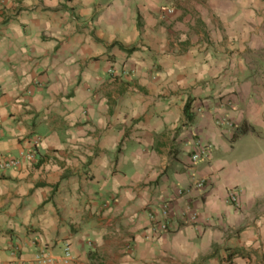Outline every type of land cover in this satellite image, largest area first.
<instances>
[{"label":"crops","instance_id":"obj_1","mask_svg":"<svg viewBox=\"0 0 264 264\" xmlns=\"http://www.w3.org/2000/svg\"><path fill=\"white\" fill-rule=\"evenodd\" d=\"M0 131V264H264V0H0Z\"/></svg>","mask_w":264,"mask_h":264},{"label":"built area","instance_id":"obj_2","mask_svg":"<svg viewBox=\"0 0 264 264\" xmlns=\"http://www.w3.org/2000/svg\"><path fill=\"white\" fill-rule=\"evenodd\" d=\"M167 1V0H166ZM162 11L164 15H170L174 13L175 7L172 3H166L162 6ZM113 72V71H111ZM219 124H231V121L220 117L218 119ZM1 136V131H0ZM31 146L29 149L20 152L19 156H2L0 155V169L5 171L8 169H15L20 167L24 162H32L35 159V148L39 145V138H34L31 140ZM210 145L205 144L201 139H196L194 141V150L191 154V160L193 162H198L207 159L210 155ZM205 180H200L196 183L197 187H203ZM229 200L235 203L237 208L238 198L235 191L231 190L229 193ZM171 216V206L168 203H164L158 209H153L149 213V219L151 223V229L153 231H168L170 226L169 217ZM191 220H195V216L191 217ZM13 254L18 252V247L13 248ZM73 252L69 244H66L63 248V252L60 257L53 256L46 247L39 248L34 256V260L42 263L49 264L55 262V260L61 261L63 264H71L73 260Z\"/></svg>","mask_w":264,"mask_h":264},{"label":"trees","instance_id":"obj_3","mask_svg":"<svg viewBox=\"0 0 264 264\" xmlns=\"http://www.w3.org/2000/svg\"><path fill=\"white\" fill-rule=\"evenodd\" d=\"M128 50H129V51H130V50H134V48H131V49H128ZM189 111H190V103L187 102V104H186V106H185V114L187 115V117L190 116Z\"/></svg>","mask_w":264,"mask_h":264},{"label":"rangeland","instance_id":"obj_4","mask_svg":"<svg viewBox=\"0 0 264 264\" xmlns=\"http://www.w3.org/2000/svg\"><path fill=\"white\" fill-rule=\"evenodd\" d=\"M49 251H50V253L53 255V256H55V257H58L59 255H55L53 252H52V250L51 249H48ZM36 253V252H35ZM35 256V255H34ZM34 256H33V261H35L34 260ZM60 257V256H59ZM35 262H37V261H35ZM56 262H60L59 260H55V262H52V263H49V264H53V263H56ZM37 263H39V262H37ZM39 264H42V263H39Z\"/></svg>","mask_w":264,"mask_h":264}]
</instances>
